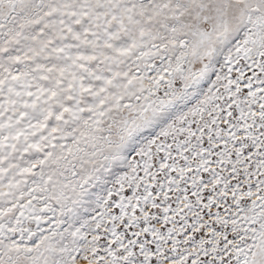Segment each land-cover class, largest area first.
Listing matches in <instances>:
<instances>
[{"label":"snow or ice","instance_id":"snow-or-ice-1","mask_svg":"<svg viewBox=\"0 0 264 264\" xmlns=\"http://www.w3.org/2000/svg\"><path fill=\"white\" fill-rule=\"evenodd\" d=\"M0 264H264V0H0Z\"/></svg>","mask_w":264,"mask_h":264}]
</instances>
